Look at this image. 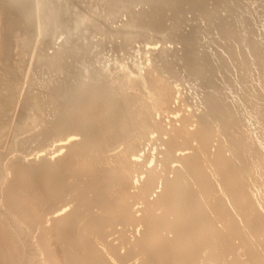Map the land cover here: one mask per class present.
I'll return each instance as SVG.
<instances>
[{
	"label": "bare ground",
	"instance_id": "1",
	"mask_svg": "<svg viewBox=\"0 0 264 264\" xmlns=\"http://www.w3.org/2000/svg\"><path fill=\"white\" fill-rule=\"evenodd\" d=\"M45 1L44 4H49ZM170 1L168 6H173ZM40 2H23V6L16 7L19 11L12 9L15 4L10 7V3L12 11L8 12L19 17L15 19L13 15L14 20L4 12L5 3L0 0L4 9L0 13L14 20L9 19L13 23L10 37L12 33L14 38L23 37L21 41H25L27 49L26 57H18H24L19 81L12 76L14 82L3 85L1 79L9 71L12 74L13 69L9 70L8 64L9 71L4 69L5 65L0 67V264H264L263 94L258 89L255 93L248 89L251 94L245 93L243 98L245 110L238 104L228 106L209 97L210 113L195 115L189 109L190 104L172 92L167 76L173 69L171 66L169 71L165 66L164 74H160L162 67L145 66L141 68L143 73L135 75L112 74L99 66H90L87 59L93 55L91 47L99 45L101 38L90 41L93 44L88 51L85 50L89 43L73 47L70 44L68 52H63L65 59L59 56L63 57L62 50L75 37L64 39L58 46L44 39L39 46L44 53L34 56L37 38L48 35L44 34L46 29H42L40 21L46 23L52 15H57L50 12V4L46 8ZM174 2L173 7L178 8ZM152 3L160 5L158 0ZM39 6L46 9L33 14L36 18L32 17V24L35 22L37 28L33 27L30 37L32 24L25 19L30 11L39 10ZM138 12L134 13L139 15ZM149 12L147 15L143 11L147 17L151 16ZM84 13L81 19L90 25V33L104 27L96 24L98 19H104L98 17L100 14L91 24L93 20L87 16L94 12ZM143 13L141 25L146 27L144 23H150L154 29L151 22L155 16L144 22L143 18L147 17ZM4 16H0V22L8 21ZM137 17L125 29L123 25V29L119 28L122 34H116L114 24L113 30L106 29L108 33L105 30L103 34H106L101 35L112 41L116 37L119 40L115 42L122 47L133 40L129 33L138 26ZM159 17L156 16V21ZM163 18L159 21L163 24L157 21L159 26H166ZM1 24L0 35L6 38ZM139 32L143 35L144 31ZM152 32L158 37L161 30ZM27 35L30 40H26ZM17 38L14 40L18 45ZM4 40L0 42L3 44ZM4 46L0 47V59ZM172 51L178 55L176 59L185 54ZM255 53L261 58L260 51ZM79 55L84 57L82 60L87 59L80 60L82 63L78 65L74 60L73 65L69 58L80 59ZM168 55L174 56L170 52ZM184 59L183 64L188 58ZM243 60L249 63L245 56ZM191 61L188 59L189 64ZM166 64L170 65L167 59ZM39 68L49 77L54 70L51 73L56 74V80L62 78V83L54 77L55 85L53 77L44 75L43 86L41 83L39 90L33 91L35 83L40 82L35 79ZM31 73L35 74V80ZM71 73L77 76L72 78ZM64 74H70L67 76L72 80L65 79ZM28 75H31L29 82ZM261 87L264 91L263 84ZM23 103L28 104L25 114L23 109H17ZM20 141L34 142L39 145L37 151L48 150L45 155L50 158L28 159L15 147Z\"/></svg>",
	"mask_w": 264,
	"mask_h": 264
},
{
	"label": "rangeland",
	"instance_id": "2",
	"mask_svg": "<svg viewBox=\"0 0 264 264\" xmlns=\"http://www.w3.org/2000/svg\"><path fill=\"white\" fill-rule=\"evenodd\" d=\"M16 1L17 0H15L14 2H16ZM18 1H20V0H18ZM18 1H17V4H15L13 2V4H15V5H13L12 0L11 1L6 0V2H5V0H2V3H5L2 5L5 7V8L3 7L5 10L1 9L2 7L0 6V11L4 10L5 13H9L10 11H12L9 9L12 5H13L12 9H15L16 7L20 8V6H23L24 5L23 2H25V3L29 2V0L28 1L22 0L20 3H18ZM47 1L50 4V7L52 6V9H50L52 11H50V12H52V13L54 12L53 14H57V15H52V17L49 16L50 18L48 17L49 19H54V21L51 20L52 22L49 19H48L49 22L47 21L46 23L43 20L40 21L39 25L42 26V29H46V31H48V32L44 31V34L48 33V35L46 34L47 36H39L37 38V40H36L37 41L36 42L37 47H35L34 51H33L34 56L36 55V53H44V50L39 48V46L41 47V43L44 39L49 41V43L51 42L50 45L58 46V44L60 45L64 39L68 40L69 39L68 37H70V36L72 38L75 37V39L77 38L76 39L77 41L75 39H74L75 41L74 40H72L70 42L68 41L67 47L64 48L65 50L63 49L64 51L62 50V55H63L65 53V51L68 52V48H70L69 47L70 44H72V47H73L74 45H79V43L80 44L85 43V45L89 43V46L86 45L87 50L84 49L85 51H88L90 49V46L93 44V43H91V45H90V41L94 42L95 39L98 40V38L99 39L101 38L99 45L91 47V48H93L92 49L93 55H91V54L88 55L89 60L87 59V57L85 58V59H87V62L89 64L91 63L90 66H99L100 69H103L106 72L109 71L112 74L113 73L115 74L118 72L122 74L125 72L128 74L130 73L132 75H135L134 73H140V72L143 73L141 68H143V67L145 68V66L149 67L152 65L162 67L163 69L160 71V74H164V72H166L165 66H167L166 68H168V66L169 67L171 66V68L173 67V69L170 70L171 68H168L167 71L170 70L169 72H171V73H169L167 76H168V83L171 85L172 92H174L175 95H181V97L183 99H185L190 104L189 109H192V111H193V113H195V115H203V114H209L210 113L209 112L210 110L208 109V106H207V100H209L208 99L209 97L214 98L216 101H218L220 103H224L228 106H233V105L237 106V104H238V107H241L242 110H245V109H243L245 107L244 106L245 102L243 101L244 100L243 98L246 97L247 93H250V91L248 92V89L251 90V93L253 91H254L253 93H255L256 89H258L259 91H257V92L262 93L264 96V91L262 90V87H261L262 84L264 86V0H203V1L202 0H199V1H194V0H190V1L184 0L183 1L182 0L181 1L182 3H180L179 0L178 1L176 0L177 3L175 5H177L178 8H175L176 6L173 7L175 0H172L174 3L171 2L170 0H166L168 2L163 1V0H162L163 1L162 2L161 0H158L159 4H160V2L167 3V4H160V5H158V3L157 4L155 3V5H154V3H152L154 0H151V1L149 0V2L153 6L147 2L148 0L147 1L144 0L145 2L143 0L142 1L141 0H139V1H137V0H134V1L125 0L127 2H124L122 0L123 3L121 2V0L120 1L119 0H116V1H114V0H112V1H109V0H55L54 3H52L54 0H47ZM169 1H170L171 5L173 4V6H168V5H170ZM43 2H46V1L41 0V2H40L41 5H44L46 8H48L49 4H47V3L44 4ZM129 2H131V3H129ZM155 2H156V0H155ZM178 2L180 3L179 5H181L180 7L178 5ZM186 2H191V3H189L187 5ZM197 2H199V3H197ZM200 2H201V4H200ZM10 3H11V5H10ZM184 3H186V5ZM46 4L48 6H46ZM194 4H196L198 7H196V5H195V7H193L192 5H194ZM9 5H10V7H9ZM86 5H87L88 9H87ZM156 5H158L157 9L165 7V10L164 9L157 10ZM44 6H42V7H44ZM160 6H162V7H160ZM6 7H8V8H6ZM45 7L41 8L39 6L38 7L39 10L37 8H35L34 10H32L34 13L30 11L31 13L29 12L28 15L26 14L28 16V19L27 18L25 19L24 17H22V19L28 20L29 22L31 21L29 23V25L32 24V22H33L32 20H34L36 18V17H34L35 15H33V14H37V12H42V10L46 9ZM54 7H55V9H54ZM83 7H86V8L83 9ZM153 7H155V10ZM17 8H16V10L19 11L20 9L18 10ZM56 9H58V10L56 11ZM82 9L83 10L86 9L87 11L86 12L82 11ZM6 10H7V12H6ZM35 10H38V11H35ZM53 10H55L56 12H58V11L59 12L55 13V11H53ZM140 10L142 13H143V11L145 12V10H146L145 14H147L149 11H151V12H149V14H151L152 11L155 12L156 10L160 14L163 13L162 15H160V14H157V12H156L155 14L153 13V15L151 14V16H148V17H147L148 14L145 15L143 13L144 16L147 17V18H143L144 20L146 19V21H144V20L143 21L148 22L149 20H152V18L155 16L154 17L155 20L153 19V23L151 22V24L152 25L154 24L155 25L154 29H156L157 26H159L158 23L159 24L162 23V21L161 22H159V21L164 17L163 22H164V24H166V26L162 25L163 24L162 23L161 24L162 27H161V25L159 26L162 29L161 28L158 29L159 28L158 27L156 30H154V29H152L153 26L149 25L150 23H144V24H146V27L144 25H141L142 24L141 19H142L143 15H141L142 14L141 12H138ZM161 10H163V11H161ZM4 12L0 13V16H3V15L6 16V14ZM134 12H138L140 14L137 15ZM83 13L86 15L93 13L91 16L92 18L90 17V15L87 16L89 19L93 20V21L90 20L92 23L89 21V23H91V24H93V22H95L98 19V17L104 18L103 20L98 19V21H100V22L102 21L101 24H99L100 22H98V21L96 23L98 26H101L103 24L102 26H104V27L102 29H100V31H98L97 33H95L96 31H94V33H90L91 32V28L89 27L90 25L87 24L88 23L87 21L81 19V17H82L81 15H83ZM131 13L134 15H132ZM59 14L62 16V17L60 16L61 19L58 17ZM98 14H100V15H98ZM13 15H14V13L11 12V14L9 16H11L13 18ZM26 15H25V17H26ZM97 15H98V17H97ZM171 15H173V17H172L173 19H171ZM175 15L176 16L178 15L177 17L179 18L178 20L176 19V21H174L175 18H177ZM53 16L58 17L56 19H59V21H57ZM136 16H139V17L141 16V18L138 19L139 17H137V20L134 19L138 22V24H137L138 26H136L133 29V33H132V30L129 33V35H131L133 40L130 39L129 41H127L128 43L126 42V44L124 46H122V47L118 46V43H116L115 41L118 42L119 39L117 40L116 37L113 38L114 39L113 41L108 39V38L103 37V35H105L106 32L108 33L107 30L111 29V27L114 24H115L114 26H117V28L116 29L112 28L111 30H113V29L116 30V34L118 32L119 33L121 32L120 34H122L123 32L120 29L122 27L124 28L125 26H128L129 22L131 23L133 21V17L136 18ZM156 16H158V17L161 16L158 18L159 20L157 19L158 23L156 21ZM11 17L6 16V18H4V19L6 20L8 18V21L10 22L12 20ZM18 18L19 17H16L15 19H18ZM30 18H32V19H30ZM148 18H150V19H148ZM167 18H169V19H167ZM9 19H11V20H9ZM147 19H148V21H147ZM14 20H12V21L14 22ZM104 20H106L105 24L103 22ZM8 21L6 20L7 23L4 20L1 21L2 22V24H1L2 28L4 27L3 33L5 32V34L7 35V37H6L7 40L5 38V35L1 34L0 39L1 40L5 39V40L2 41L3 44L0 42L1 43L0 47H3L5 44L6 46L8 45V47H6L8 49H6L5 46H4L5 51H4V49H2V55H1L2 58L0 59V67L3 68L5 65L4 69H6L7 71H9L10 69L12 71V69H13V71L11 72L13 75L10 74V71H9L8 74L11 75V77L8 74L7 75L9 77L7 75H6L7 77L4 76L3 77L4 79H1L2 81L4 80L3 85L4 84L5 85L12 84V82H14L12 79H14L15 77H16L15 80L19 81V78H20L19 67L21 65H23L24 57H23V59L18 58V57H22L24 55V53L26 54V52H27L26 46L24 45L25 41H23V42L21 41L23 37H21V39L15 37L20 41V42L18 41V43L20 45L19 44L17 45V40H14L15 39L13 37V35H15L14 33H12V35L10 37V33L13 32L12 28H11V24L13 26V23L11 21L9 24ZM165 21H166V23H165ZM3 22H5L9 27L7 25H5V23L3 25ZM174 22L176 24H174ZM34 23L32 24V27H30V32L28 33V35H30V37H31V34L34 33L33 32L34 29L37 28V26L35 27V25H37V24L36 23L34 24ZM125 23H128V24H125ZM139 25L144 26V27L140 26L141 29H139L140 28ZM148 25L151 26V28ZM6 26L9 29H7ZM33 27H34V29H33ZM167 28H170V29H167ZM105 30H106V32L103 34V31H105ZM134 30L135 31L137 30V33L134 32ZM140 30L142 32L144 31L143 33L141 32L143 34V35L140 34L141 37L138 34V33H140L139 32ZM151 30L156 31V32H158V30H161V32L157 33L158 37H156V34H154V32H152ZM145 31L149 32L148 33L149 38H147L148 35H146ZM172 31H174L175 33ZM7 32H9V34H7ZM113 33H115V31H113ZM150 33H153V34H150ZM101 34H103V35H101ZM137 34L139 35V37ZM159 34L163 38L159 37ZM171 34H173V35H171ZM245 34H246V37H245ZM3 35H4V38H2ZM28 35L26 36V40H30V37L28 38ZM144 35H145V37H144ZM169 35H170L171 39H170ZM176 35H177V37H176ZM8 37H10V38H8ZM18 37H20V35H18ZM167 37H168V39H167ZM180 37H182V38H180ZM187 37H188V39H187ZM183 38H185L184 41H183ZM172 39H174V41ZM190 39L192 40L191 41L192 43L187 41ZM69 40H71V39H69ZM14 41H16V42H14ZM73 41L75 42V44L73 43ZM246 41H247V43L248 42L250 43V44H248L249 46L245 43ZM8 42L11 44H9ZM13 42H14V44H13ZM179 42H181V43H179ZM190 43H191V45H190ZM243 45H245V47L248 46L250 49L248 50V48L247 47L245 48ZM250 45L254 46V47L251 48ZM16 46H18V47H16ZM20 46H22V48L24 47V49H22ZM184 46H186L187 50L185 49ZM190 46H191V48H190ZM19 47H20V49H19ZM162 47L164 49H162ZM182 47H183L184 51L186 50V52H184L183 49H181V51H180V48H182ZM167 48H169V49H167ZM15 49H17V50L14 51ZM189 49H193V51H190ZM256 49L258 51H260L261 58H260V56H258L259 55L258 53H255V52H258V51H256ZM84 50H83V52L85 53ZM170 50L171 51L174 50L180 55L185 53L186 56H185V54H183V55H181V58L177 57V59H176L175 58L176 54L174 55V52L172 51L173 52L172 53ZM178 50H179V52H178ZM3 51L6 53H3ZM18 51H20L19 54H18ZM167 51H168V53L170 52L171 55H174V56L170 57V55H168ZM189 51L191 54H189ZM10 52H12L11 55L9 54ZM165 52L167 53V56H166ZM7 53L9 54V56H11V59H8L9 56H6ZM187 53L189 54L188 56H187ZM3 54H5V55L3 56ZM16 54H18V55H16ZM65 54L63 55V57H60L61 56L60 55L59 58L65 59ZM15 56H17L16 59H15ZM176 56H178V55H176ZM190 56L193 58H189ZM244 56L247 60L249 59L248 60L249 63H246L243 60ZM79 57H81V58L79 59L78 56H77V58L76 57H73L72 59L69 58V61L72 63L75 60L76 62H74V63H76L78 65V64L82 63L81 61L85 60V59L82 60L83 56L79 55ZM173 57L177 61L179 60L180 63H179V61L175 62V59ZM74 58H76V59H74ZM164 58H165V60H164ZM182 58H183V60H182ZM184 58H188L189 61H191V60H194V61H191L189 64L188 59H186L187 62L185 64H183V62L185 60ZM17 59H20V61ZM166 59L170 65L166 64ZM13 61L16 63H13ZM78 61H80V62H78ZM252 61H253V63H252ZM192 62H195V64L193 63L192 67H189V66H191ZM255 62L257 64H254ZM74 63H72V64L74 65ZM7 64L9 67L10 66L13 67V65H15L14 66L15 68L14 67L9 68L7 66ZM184 65H186L185 66L186 68L184 67ZM195 66H196V68H195ZM40 67L44 68V66H40ZM8 68H9V70H8ZM187 68H190V69L193 68L192 69L193 71L190 69H187ZM20 69H21V67H20ZM66 69L67 68H63L62 70L63 71L65 70L64 72L68 73ZM17 70H19V71L17 72ZM51 72L55 73L54 70H51L49 75L51 77H53L52 78L53 80L55 77V80H56L57 79L56 74H53ZM64 72H62V73H64ZM38 73L41 77H39ZM44 73L45 72L39 68V69H37V71L35 73L37 77L35 76V74H32V73L31 74L34 76H31V75L27 76L28 77V78H26V79H28L27 82H29L31 80V78L34 79L35 77H36L35 78L36 81H38L37 79H39V81H40L38 83H35L36 89L33 86L34 87L33 91H36L38 88H40V86L41 87L43 86V82H44V79L46 77L51 79V77L46 76ZM56 73H57V71H56ZM80 73L81 72H79L77 74L79 75ZM14 74H15V76H14ZM71 74L73 75L72 78L75 77V75L77 76V74H75V75L73 73H71ZM64 75H66V76L65 77L63 76V77L67 80H69L71 78V77H69V79H68V76L70 74H64ZM12 76H13V78H12ZM30 76H31V78H30ZM5 77L7 80L5 79ZM9 78L10 79L12 78L10 80L11 82H9V80H8ZM59 78L60 77H58L59 81L58 80H56V81L58 83H62L63 80L60 82V80L62 78L61 79H59ZM72 78L70 80H72ZM55 80H54V84L56 85ZM7 81H8V83H6ZM41 83H42V85H40L38 87V85ZM57 85H59V84H57ZM247 85H248V87H247ZM245 90H247V91L245 92ZM23 91H25V89H23L21 92L24 93ZM176 92H177V94H176ZM22 93H20V96ZM22 97H23V94L20 98H22ZM239 98H240L241 102H243V106H242V103L240 102ZM23 105L21 104V105L17 106V109H21V110L23 109L22 113L25 114L24 110L27 109L26 107L28 104L23 103ZM20 106L24 107V108H20ZM238 107H237V109H239ZM46 108L48 109L49 107H46ZM239 110H241V109H239ZM17 111H16V113H18ZM24 114H22V115H24ZM15 116H14V118H15ZM24 117H25V115H24ZM15 119H17V118H15ZM15 147H19L21 154L22 155L26 154L27 158L31 159V160L39 159L42 156L45 159L50 158L49 155H45V153H47L48 150L47 151H37L39 145L35 144L34 142L30 143L29 141H20L19 143L15 144ZM33 150H36L37 153H36V151H34L35 153H33Z\"/></svg>",
	"mask_w": 264,
	"mask_h": 264
}]
</instances>
